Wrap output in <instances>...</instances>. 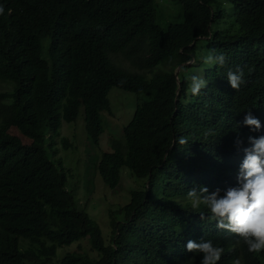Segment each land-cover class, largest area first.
Returning a JSON list of instances; mask_svg holds the SVG:
<instances>
[{"label": "trees", "instance_id": "1", "mask_svg": "<svg viewBox=\"0 0 264 264\" xmlns=\"http://www.w3.org/2000/svg\"><path fill=\"white\" fill-rule=\"evenodd\" d=\"M171 1L183 17L163 26L158 0H0V264H47L88 236L97 256L67 250L60 264H200L201 254L185 249L189 239L222 247L218 264H264V252L202 221L186 198L194 185L235 186L243 158L227 159L224 148L239 132L264 135V0ZM202 44L226 64H204ZM194 66L208 82L198 96ZM238 68L245 83L235 90L227 73ZM114 88L139 95L126 125L109 118ZM248 110L261 121L257 132L242 124ZM82 112L105 183L121 187L124 168L138 181L110 210L109 242L78 207L56 156L58 138L78 147L61 127ZM180 117L201 125L193 157L182 145L166 156Z\"/></svg>", "mask_w": 264, "mask_h": 264}, {"label": "clouds", "instance_id": "2", "mask_svg": "<svg viewBox=\"0 0 264 264\" xmlns=\"http://www.w3.org/2000/svg\"><path fill=\"white\" fill-rule=\"evenodd\" d=\"M3 14L4 7L0 5V15ZM201 59L210 67H223L227 62L223 53L209 52ZM183 64L186 63H182L180 69H183ZM189 79L190 92L194 96H198L208 83L194 74ZM227 80L233 89L239 90L245 83L243 69L228 71ZM176 112L177 107H173L172 114ZM242 124L249 127L250 132H257L262 127L261 121L254 117L251 110H248ZM200 128V123L193 118L180 117L177 123L171 121L170 133L165 142L166 156L170 149L180 145L189 148L192 157L197 155L200 146L196 136ZM224 152L229 160L243 158L236 177L237 184L224 190L216 188L211 192L206 186L194 185L186 193L187 201L192 212L199 213L202 221H214L218 229L236 235L250 253L260 254L264 252V135L257 137L255 133L248 135L239 132L232 137ZM98 159L94 160L95 165ZM106 186L109 187L107 184ZM185 249L187 252L201 254L200 264H218L223 254V248L211 240L201 239L197 242L189 239ZM235 264H239V261Z\"/></svg>", "mask_w": 264, "mask_h": 264}, {"label": "rangeland", "instance_id": "3", "mask_svg": "<svg viewBox=\"0 0 264 264\" xmlns=\"http://www.w3.org/2000/svg\"><path fill=\"white\" fill-rule=\"evenodd\" d=\"M158 1L164 10L160 9L158 16V22L161 25L166 26L169 22L180 21L182 19L183 11L181 10L180 3L171 0ZM201 47H203L202 54L204 56L207 55L209 53L207 48H205L203 44ZM191 61L194 62V59ZM124 65L126 67H130L128 62ZM180 67L181 65H178L175 68L176 74L179 72ZM199 69L200 67H195L191 70V72H195L200 77L204 76L199 75L204 73V69ZM117 89L119 88L112 89L108 94V98L113 109V113L109 116V118L110 120H121L123 123L126 121L124 123V125H126L133 116L138 103L139 95L122 89L119 90H122L123 92L118 91L115 94L114 92ZM61 131L63 136L72 138L75 145H78L77 148L72 147L67 149L65 145L60 142V138H58L57 141L58 151L56 156L58 158L62 157L65 161L66 168L70 170L67 182L68 188L74 192L79 207L84 208L99 223L106 241L109 242L111 240V236H113L110 210H116L129 201L128 192L131 185L128 184H136L138 181H134V176L128 172L129 169L124 168L122 172L121 187L115 188L114 190L109 187L107 188L94 164V160L98 157L93 151L92 145L86 138L83 112L78 116L77 120L73 122L64 121ZM13 133L19 134L18 131H13ZM24 141L30 142L29 139H24ZM24 243V240H21V244L24 245ZM67 250H75L80 253H89L95 256H97L98 253L92 249V244L88 236L81 241L75 242L71 246L69 245L58 248L57 255L51 259L53 262H49L47 264H60L61 259Z\"/></svg>", "mask_w": 264, "mask_h": 264}]
</instances>
